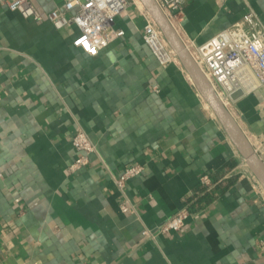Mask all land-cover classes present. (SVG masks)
Here are the masks:
<instances>
[{
    "label": "crops",
    "instance_id": "0c3cea01",
    "mask_svg": "<svg viewBox=\"0 0 264 264\" xmlns=\"http://www.w3.org/2000/svg\"><path fill=\"white\" fill-rule=\"evenodd\" d=\"M249 11L264 23V0H187L178 32L204 44ZM145 23L132 4L93 57L76 26L0 4V264H264V190L181 64L144 43ZM229 109L264 160V85ZM78 128L97 151L72 171ZM134 164L144 172L122 192ZM184 207V228L158 234Z\"/></svg>",
    "mask_w": 264,
    "mask_h": 264
},
{
    "label": "built area",
    "instance_id": "2783aa9c",
    "mask_svg": "<svg viewBox=\"0 0 264 264\" xmlns=\"http://www.w3.org/2000/svg\"><path fill=\"white\" fill-rule=\"evenodd\" d=\"M62 1L60 7L50 12L42 10L34 0H0V4L36 23L51 22L59 30L71 25L76 26L80 31L76 45L93 57L124 35L122 29L115 27V19L134 4L132 0ZM157 2L178 31L187 0H157ZM143 13L146 23L143 27L142 39L159 64L162 67L173 63L180 64L156 23L145 10ZM185 44L228 108L233 101L231 95L235 92L239 90L245 93L251 92L258 86L264 85V23L254 11H249L242 20L204 44H195L192 41ZM72 144L78 157L71 169L76 171L85 167L89 162L88 156L97 150L89 135L81 128L74 133ZM144 169L141 164L129 166L116 178L117 187L124 192L127 182L141 175ZM249 176L254 186L261 187L251 172ZM201 183L207 189L213 184L208 175L202 176ZM121 208L124 212L129 211L124 203ZM190 215V207L182 208L161 224L157 233L179 232L184 228ZM145 235L155 237L150 230L145 231Z\"/></svg>",
    "mask_w": 264,
    "mask_h": 264
},
{
    "label": "water",
    "instance_id": "95a60500",
    "mask_svg": "<svg viewBox=\"0 0 264 264\" xmlns=\"http://www.w3.org/2000/svg\"><path fill=\"white\" fill-rule=\"evenodd\" d=\"M146 13L153 19L163 34L170 48L176 54L179 63L189 75L193 86L211 109L221 124L239 156L246 163L251 174L257 179L264 190V160L259 156L237 122L230 109L224 104L210 80L203 73L191 52L187 48L177 29L173 26L157 0H139ZM245 94L239 90L231 95L233 101Z\"/></svg>",
    "mask_w": 264,
    "mask_h": 264
},
{
    "label": "rangeland",
    "instance_id": "374dc122",
    "mask_svg": "<svg viewBox=\"0 0 264 264\" xmlns=\"http://www.w3.org/2000/svg\"><path fill=\"white\" fill-rule=\"evenodd\" d=\"M132 1H133V3H134L136 6H138V7L141 9V7H140V6H141L140 3H139V5H140V6H139L136 0H132ZM142 9H143V7H142ZM143 10H144V9H143ZM244 164H245L244 166H246L245 168H247V171H249V169H248V167H247V165H246L245 162H244ZM249 172H250V171H249Z\"/></svg>",
    "mask_w": 264,
    "mask_h": 264
},
{
    "label": "bare ground",
    "instance_id": "6f19581e",
    "mask_svg": "<svg viewBox=\"0 0 264 264\" xmlns=\"http://www.w3.org/2000/svg\"><path fill=\"white\" fill-rule=\"evenodd\" d=\"M136 1H137L138 5L140 3L141 7H143L142 4H141V2L139 0H136ZM191 83H192V81H191Z\"/></svg>",
    "mask_w": 264,
    "mask_h": 264
}]
</instances>
